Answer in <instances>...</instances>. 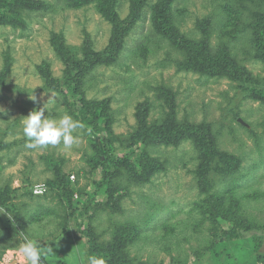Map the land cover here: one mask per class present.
<instances>
[{
  "label": "rangeland",
  "instance_id": "rangeland-1",
  "mask_svg": "<svg viewBox=\"0 0 264 264\" xmlns=\"http://www.w3.org/2000/svg\"><path fill=\"white\" fill-rule=\"evenodd\" d=\"M37 1L46 8L26 13L24 28L0 27V140L5 144L0 153V264H24L16 251L24 234L41 238L42 247H52L41 264H84L81 258L90 255L88 240L78 230L81 222L94 228L100 244L114 243L121 228L133 229L121 254L108 264L120 258L126 264H264V103L251 99L247 86L239 82L179 69L180 55L154 35L149 11L127 37L120 60L89 76L86 98L110 100L112 130L124 140L137 126V105L154 103L150 119L160 120L169 107L158 88L172 90L178 120L211 124L220 149L236 156L240 166L227 180L212 172L213 188L202 192L195 179L198 153L191 142L150 148L164 170L146 183L120 176L113 192L121 198V211L99 195L90 207L92 214L83 216L82 208L100 180L93 148L98 136L84 127L73 133L78 143L71 149L62 144L32 148L21 122L49 99L50 118L66 113L77 120L64 96L46 88L39 68L50 63L63 82L64 65L52 47V34L62 35L81 57L87 37L96 51L104 50L112 26L95 4ZM262 1L176 0L173 13L181 33L195 40L202 37L201 23L212 20V44L229 43L238 62L263 88L264 58L253 48L250 35L241 31L242 12ZM129 9L130 0H120L122 19ZM8 55L12 66L2 82ZM123 146L116 144V155L123 153ZM46 157L55 159L60 171L49 170ZM58 173L65 179L59 181ZM53 181L54 188L49 185ZM211 197L224 204L217 222L204 207Z\"/></svg>",
  "mask_w": 264,
  "mask_h": 264
},
{
  "label": "trees",
  "instance_id": "trees-1",
  "mask_svg": "<svg viewBox=\"0 0 264 264\" xmlns=\"http://www.w3.org/2000/svg\"><path fill=\"white\" fill-rule=\"evenodd\" d=\"M61 1L71 6L95 4L99 13L112 26L107 47L102 51H96L91 39L87 37L81 50V57L69 49L62 35L52 34V47L64 65L63 82L54 76L50 63L45 62L39 68L46 88L63 95L69 108L76 115L77 121L82 122L85 128L98 136V141L94 142L93 148L96 153V163L101 167L100 180L96 183L94 192L89 195L88 204L82 208L83 216L92 214L90 207L99 195L106 197L107 204L112 209L121 211L119 207L121 198L113 192L115 181L120 176L129 175L135 182L146 183L151 176L164 170L163 164L150 155V148L179 147L184 142H191L198 153L199 162L195 170V179L200 190L209 192L213 188L214 181L211 179V173L214 171L227 180L226 177L239 168V159L220 149L211 124L207 122L196 124L178 120L175 93L172 90L164 87L158 88L159 97L165 98L169 107V112L164 110L160 120L151 121L150 119L155 107L154 103L146 100L137 105L135 112L137 126L124 140L112 130L110 100L97 102L88 100L85 96V85L89 76L96 69L111 66L120 60L127 37L146 16V11H149L154 35L160 37L180 55L179 69L205 76L229 78L247 86L251 99L264 103V87L258 88L253 75L233 55L230 44L221 43L218 46L212 44L213 21L208 19V22L201 23L202 37L195 40L181 33L177 25V17L173 13L176 0H158L153 4L151 0H130L129 13L125 19L120 16V0ZM45 8V4L37 0H0V27L24 28L26 13L45 10ZM243 14L241 31L250 35L253 48L260 51L261 57L264 58V0L255 3L252 9H246L242 12ZM11 66V58L8 55L3 69L2 82L9 74ZM117 143L124 145V151L120 155L115 154ZM4 149L5 144L0 140V153ZM45 162L49 170L59 169L60 171L57 162L52 157H46ZM96 167H98L97 164ZM65 177L64 173H58L59 181ZM49 185L54 188L55 182H49ZM62 190L65 194L67 193L66 186ZM66 204L69 208L72 206L69 201ZM223 205L221 198L217 197H211L205 201L204 207L211 220L218 221ZM78 230L88 240L89 255L104 257L106 264L112 257L121 254L127 237L130 239L134 234L132 228H121L114 243L100 244L93 227L85 226L81 222L78 223ZM115 263L126 264L123 258L117 259Z\"/></svg>",
  "mask_w": 264,
  "mask_h": 264
},
{
  "label": "clouds",
  "instance_id": "clouds-1",
  "mask_svg": "<svg viewBox=\"0 0 264 264\" xmlns=\"http://www.w3.org/2000/svg\"><path fill=\"white\" fill-rule=\"evenodd\" d=\"M33 102L37 98L34 95L29 97ZM53 99V98H52ZM54 100V99H53ZM50 99L44 103L43 107L33 109L22 119V132L29 141L28 146L32 148H45L47 146L63 145L65 149H71L78 143V136H74L78 129L85 126L82 122L74 120L68 114H62L58 119L50 118ZM48 115H45V112ZM9 218H11L9 216ZM39 237L24 234L22 242L18 244L16 251L24 264H41V258L52 254V247H42ZM84 264H106V259L102 256H87L81 258Z\"/></svg>",
  "mask_w": 264,
  "mask_h": 264
},
{
  "label": "built area",
  "instance_id": "built-area-1",
  "mask_svg": "<svg viewBox=\"0 0 264 264\" xmlns=\"http://www.w3.org/2000/svg\"><path fill=\"white\" fill-rule=\"evenodd\" d=\"M35 193L36 194H38V193L43 194V190H37Z\"/></svg>",
  "mask_w": 264,
  "mask_h": 264
}]
</instances>
